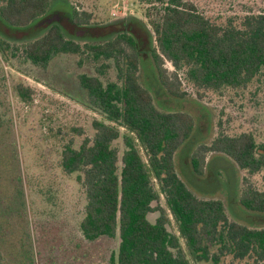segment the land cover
Segmentation results:
<instances>
[{
    "label": "trees",
    "instance_id": "1",
    "mask_svg": "<svg viewBox=\"0 0 264 264\" xmlns=\"http://www.w3.org/2000/svg\"><path fill=\"white\" fill-rule=\"evenodd\" d=\"M60 1L0 0V18L9 26L45 30L32 40L27 32L11 36L0 31V53H20L35 66L50 64L55 55L86 53L101 65L97 74L81 79L99 116L93 122L95 134L80 148L68 145L61 156L64 173L78 175L86 196L82 237L93 242L118 239L111 264H219L226 257L264 264V227L230 219L222 201L198 198L178 174L176 154L196 130V119L159 108L140 79L141 57L148 54L163 89L179 99L189 96L182 77L200 101L210 92L223 95L264 85V7L220 21L202 14L192 1L140 0L147 5L153 36V47L145 51L128 19L90 25L75 10L52 11ZM81 33L98 41L82 49L76 41ZM8 36L23 46H12ZM166 62L176 71L169 73ZM79 64L84 66L83 61ZM17 91L24 101L33 94L22 86ZM120 139L125 146L122 157L114 146ZM210 153L228 157L244 172L240 205L264 215V189L253 182L256 177L264 182V144L256 134L221 133L197 147L191 156L196 174L205 172ZM154 211L159 217L151 222ZM169 216L177 235L169 229ZM0 264H7L1 254Z\"/></svg>",
    "mask_w": 264,
    "mask_h": 264
},
{
    "label": "rangeland",
    "instance_id": "2",
    "mask_svg": "<svg viewBox=\"0 0 264 264\" xmlns=\"http://www.w3.org/2000/svg\"><path fill=\"white\" fill-rule=\"evenodd\" d=\"M185 1L195 2L202 14L220 21L264 7V0ZM122 6L133 15L128 12L122 16ZM147 9L140 0H64L53 4L52 11L75 10L90 25L124 23L128 19L139 32V48L148 51L153 47V36ZM0 31L11 36L27 32L29 40L45 33L34 31L32 25L15 29L1 18ZM84 37L76 39L82 49L93 43L90 41H98ZM11 43L18 48L24 44ZM141 58L140 79L153 93L158 107L189 113L197 122L190 139L177 151L180 176L200 198H224L228 216L242 222L248 212L236 200L239 167L230 163L228 157L211 153L213 158L199 177L190 155L221 133L253 131L264 144V85H252L246 92L225 91L223 95L210 92L200 101L182 77L189 96L179 99L163 89L151 57L143 54ZM100 66L86 53L55 55L46 66H35L20 53L16 57L11 52L0 53V254L7 264H111V255L118 253V239L101 237L93 242L82 237L80 223L87 204L84 189L78 175L64 173L61 166L62 152L68 145L80 148L86 138L95 134L93 122L99 116L92 97L82 88L81 79L97 74ZM165 69L169 73L176 71L169 62ZM18 86L33 90L29 101L19 96ZM114 146L122 157L123 141H115ZM253 182L264 189L261 177L253 178ZM160 205L165 207L164 200ZM158 217L156 211L149 214L151 222ZM169 217V229L177 235L176 225ZM219 264L253 263L226 257Z\"/></svg>",
    "mask_w": 264,
    "mask_h": 264
},
{
    "label": "crops",
    "instance_id": "3",
    "mask_svg": "<svg viewBox=\"0 0 264 264\" xmlns=\"http://www.w3.org/2000/svg\"><path fill=\"white\" fill-rule=\"evenodd\" d=\"M200 147V146H199ZM196 150V149H195ZM194 150V151H195ZM192 153H193V151L191 152V155H190V163H191V156H192ZM211 154V153H210ZM210 154H208L207 156H206V159H205V170H206V168H207V165L209 164V162H210V160L213 158V157H210ZM176 156H177V154H176ZM231 162L230 163H232L233 165H234V162L232 161V160H230ZM176 164H177V168H178V174L180 175V172H181V170H180V166L178 165V162H177V157H176ZM192 165V164H191ZM240 169V168H239ZM240 172L237 174V178H238V194H237V196H236V200H237V202H238V204H239V206L240 207H242L241 205H240V197H241V194L243 193V189H244V183H243V179H244V176L245 175H243L244 174V172L243 171H241V170H239ZM204 173V172H203ZM243 173V174H242ZM198 175V174H197ZM203 175V174H202ZM202 175H198L199 177H201ZM181 177V176H180ZM182 178V177H181ZM184 181V180H183ZM185 182V181H184ZM186 183V182H185ZM187 184V183H186ZM188 185V184H187ZM189 186V185H188ZM190 188V187H189ZM191 189V188H190ZM192 191H193V189H191ZM194 192V194L196 195V196H198L197 194H196V192L195 191H193ZM220 196H216V199H218V201H222L224 204H225V206H227L226 205V201H225V199L224 198H219ZM198 198H200L199 196H198ZM201 199H204V198H201ZM206 200H209V199H206ZM243 208V207H242ZM248 213L245 215V218H244V220L242 221V222H240L238 219L237 220H235V221H238L240 224H242V225H244V226H247V227H252V228H263L264 227V215H260V213H254V212H250V211H247ZM231 219V218H230Z\"/></svg>",
    "mask_w": 264,
    "mask_h": 264
},
{
    "label": "built area",
    "instance_id": "4",
    "mask_svg": "<svg viewBox=\"0 0 264 264\" xmlns=\"http://www.w3.org/2000/svg\"><path fill=\"white\" fill-rule=\"evenodd\" d=\"M128 12H131V15H133L132 14V11H129V9L127 8V7H125V6H122L121 8H120V14L122 15V16H127L128 15ZM113 15L114 16H117V12H113Z\"/></svg>",
    "mask_w": 264,
    "mask_h": 264
},
{
    "label": "water",
    "instance_id": "5",
    "mask_svg": "<svg viewBox=\"0 0 264 264\" xmlns=\"http://www.w3.org/2000/svg\"><path fill=\"white\" fill-rule=\"evenodd\" d=\"M57 20L59 21V20H60V17H58ZM42 24H46V23H42ZM42 24L39 25V26H42ZM78 35H79L80 37H83V36H84V33H81V34H78Z\"/></svg>",
    "mask_w": 264,
    "mask_h": 264
},
{
    "label": "flooded vegetation",
    "instance_id": "6",
    "mask_svg": "<svg viewBox=\"0 0 264 264\" xmlns=\"http://www.w3.org/2000/svg\"><path fill=\"white\" fill-rule=\"evenodd\" d=\"M3 38H6V37H3ZM8 38H9L8 40H10L11 37L8 36ZM80 38H81V37H80ZM6 39H7V38H6ZM10 41H15V40H10ZM15 43H16V42H15ZM21 43H22V42H21ZM22 73H24V72H22ZM41 83H42V82H41ZM82 88H83V87H82ZM83 89H84V88H83ZM84 90H85V89H84ZM85 91H86V90H85ZM86 92H87V91H86ZM87 93H88V92H87Z\"/></svg>",
    "mask_w": 264,
    "mask_h": 264
}]
</instances>
